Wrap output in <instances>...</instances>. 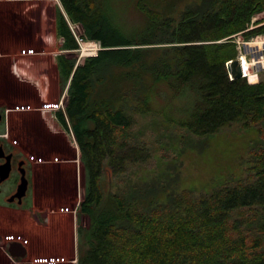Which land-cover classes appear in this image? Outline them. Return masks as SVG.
<instances>
[{"label":"trees","instance_id":"obj_1","mask_svg":"<svg viewBox=\"0 0 264 264\" xmlns=\"http://www.w3.org/2000/svg\"><path fill=\"white\" fill-rule=\"evenodd\" d=\"M119 1L60 0L82 38L103 48L77 67L69 54L56 60L80 150L79 215L89 221L78 228V264H264V76L232 80L227 68L238 56L235 35L264 33V25L248 30L264 0H200L179 15L176 7L188 0H135L143 23L134 31L122 22ZM55 15L61 50L76 51L62 9ZM122 46L132 49H115ZM113 67L121 70L116 77ZM159 83L168 85L166 108L181 102V117L168 121L194 136L237 123L258 128L248 180L199 195L149 185L103 190L107 170L117 180L152 159L132 130L136 115L153 112L150 98Z\"/></svg>","mask_w":264,"mask_h":264},{"label":"rangeland","instance_id":"obj_2","mask_svg":"<svg viewBox=\"0 0 264 264\" xmlns=\"http://www.w3.org/2000/svg\"><path fill=\"white\" fill-rule=\"evenodd\" d=\"M199 1L188 0L187 3L178 5L175 15L182 13L188 4ZM57 8L62 9L69 25L71 20L57 0H0V111L5 113V120L0 129L7 133L10 128L11 134L16 138L27 135V122L33 118L32 115L19 111L22 105L27 106L25 101L29 102L34 97L37 105L31 106L40 108L41 99L47 100L49 97V100L53 101L52 98L58 95L62 98L67 94V89L62 91L56 84L57 57L60 54H69L71 59L76 60V67L80 62H84V59L79 61L76 51L62 52L64 41L56 33ZM116 9L128 30L134 31L142 26L143 17L135 6V0L119 1ZM262 25L264 12L253 16L248 30ZM235 36L240 44L251 43L253 38H256L254 42L257 44L264 41V33L250 39H244L242 34ZM115 49L132 48L122 46ZM120 71L119 68L113 67L110 73L116 77ZM261 73L264 76V72ZM155 88L156 92H153L150 98L153 112L136 115L137 123L132 130V134L151 149L152 159L146 164L132 167L125 176L117 180L107 170L102 181L103 190L107 194L116 191L118 187L128 191L132 187L149 185L154 190L163 188L165 191H192L199 195L214 191L225 184L250 178L253 174L251 153L259 140L257 127H245L243 123H237L213 136H194L186 129L168 121L181 117L176 110L181 106L179 100L174 102L172 109L166 108L170 94L168 85L159 83ZM143 90L142 95H147ZM133 103V98L128 100V105ZM34 113L38 117L41 116L40 111ZM45 116L47 119L51 118L50 114ZM32 128L35 130V127ZM69 132L70 134H66L69 149L67 159L70 161L67 181L70 186L69 193L72 195L70 205L75 210L79 200L84 199L83 173L80 150L71 127ZM67 192L55 191L56 198ZM88 225L87 217L83 223L77 224L84 228ZM73 242L75 253L78 252L79 257L77 235H74ZM71 256L72 260L67 264H78L76 254Z\"/></svg>","mask_w":264,"mask_h":264},{"label":"flooded vegetation","instance_id":"obj_3","mask_svg":"<svg viewBox=\"0 0 264 264\" xmlns=\"http://www.w3.org/2000/svg\"><path fill=\"white\" fill-rule=\"evenodd\" d=\"M55 69L56 84L62 89L57 62ZM33 99L19 109L33 116L26 136L16 138L10 128L7 133L0 129V264H67L71 254L78 257L74 235L78 237L77 224L85 218L78 212L82 201L75 210L70 205L66 136L70 132L63 121L69 127L68 97L41 99L40 108L32 107L37 105ZM38 111L39 117L34 113ZM1 114L0 125L5 120ZM55 191L68 192L56 198Z\"/></svg>","mask_w":264,"mask_h":264},{"label":"built area","instance_id":"obj_4","mask_svg":"<svg viewBox=\"0 0 264 264\" xmlns=\"http://www.w3.org/2000/svg\"><path fill=\"white\" fill-rule=\"evenodd\" d=\"M57 1L60 2V0ZM69 26L79 45V48L76 50V52L78 53L79 61L97 57L99 52L103 49L101 43L98 41H90L82 38V34L80 33L81 31L78 24L70 21ZM255 39L256 38H253V41H251V43L243 44H240V41H238L237 39L235 40L238 46L237 49L239 60L241 62L242 70L244 73L243 78H252L254 76H257L261 72H264V45L258 49L249 47L247 50L245 47L246 44L257 43L254 42ZM261 43H264V41H262Z\"/></svg>","mask_w":264,"mask_h":264},{"label":"water","instance_id":"obj_5","mask_svg":"<svg viewBox=\"0 0 264 264\" xmlns=\"http://www.w3.org/2000/svg\"><path fill=\"white\" fill-rule=\"evenodd\" d=\"M228 72L232 80L243 79L244 73L242 70L239 56L227 64ZM2 121V114L0 112V122Z\"/></svg>","mask_w":264,"mask_h":264},{"label":"bare ground","instance_id":"obj_6","mask_svg":"<svg viewBox=\"0 0 264 264\" xmlns=\"http://www.w3.org/2000/svg\"><path fill=\"white\" fill-rule=\"evenodd\" d=\"M264 45V43H260V44H257V43H253V44H246V49L248 50V48L249 47H252V48H255V49H257V48H260L261 46H263Z\"/></svg>","mask_w":264,"mask_h":264}]
</instances>
